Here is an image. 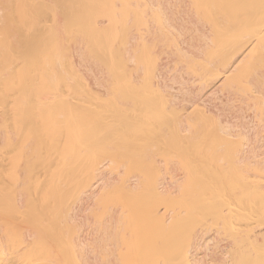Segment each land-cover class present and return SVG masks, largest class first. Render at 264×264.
<instances>
[{"label": "bare ground", "instance_id": "1", "mask_svg": "<svg viewBox=\"0 0 264 264\" xmlns=\"http://www.w3.org/2000/svg\"><path fill=\"white\" fill-rule=\"evenodd\" d=\"M0 264H264V0H0Z\"/></svg>", "mask_w": 264, "mask_h": 264}]
</instances>
